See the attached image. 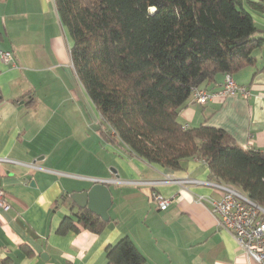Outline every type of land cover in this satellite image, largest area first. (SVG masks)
Returning <instances> with one entry per match:
<instances>
[{
  "label": "crops",
  "instance_id": "1",
  "mask_svg": "<svg viewBox=\"0 0 264 264\" xmlns=\"http://www.w3.org/2000/svg\"><path fill=\"white\" fill-rule=\"evenodd\" d=\"M243 0L256 37L264 39V9ZM264 4V3H263ZM71 39L54 0H0V264H109L105 248L128 236L145 264H249L232 234L220 227L207 200L220 193L203 159L190 158L173 170L128 152L100 135L101 117L81 85L70 58ZM254 62L232 73L249 95L220 96L224 74L200 88L210 98L191 96L178 118L188 127L224 129L244 149H264V44ZM34 165V167L32 166ZM110 183L109 219L96 233L82 226L58 233L64 216L79 207L70 195L94 180ZM129 181H154L134 184ZM166 199L159 209L152 192ZM199 196L204 199H199Z\"/></svg>",
  "mask_w": 264,
  "mask_h": 264
},
{
  "label": "trees",
  "instance_id": "2",
  "mask_svg": "<svg viewBox=\"0 0 264 264\" xmlns=\"http://www.w3.org/2000/svg\"><path fill=\"white\" fill-rule=\"evenodd\" d=\"M243 0H54L71 39L75 73L101 117L100 135L148 163L173 170L203 159L212 180L264 208V149H244L222 128L182 124L194 88L254 62L264 44ZM264 0L249 1L257 10ZM73 202V201H72ZM74 203V202H73ZM108 221V220H107ZM107 221L86 208L58 233ZM109 264H145L128 236L105 248Z\"/></svg>",
  "mask_w": 264,
  "mask_h": 264
},
{
  "label": "built area",
  "instance_id": "3",
  "mask_svg": "<svg viewBox=\"0 0 264 264\" xmlns=\"http://www.w3.org/2000/svg\"><path fill=\"white\" fill-rule=\"evenodd\" d=\"M2 60L8 62L12 59L10 52L0 50ZM241 94L244 97L249 95L245 86L237 84L230 74H224L221 89L218 91L220 96L228 94ZM191 98L194 102L204 104L210 94L202 88H194L191 91ZM14 160L0 156V166L3 163L13 162ZM34 167V165H32ZM100 181L110 183H121L119 178ZM134 184L150 183L154 181H129ZM183 185L206 184L213 187L220 193L218 199L207 200L210 211L217 216L220 227L229 231L234 237L238 246L244 251L249 264H264V208L252 201L246 194L239 189L216 181L198 180L195 178H183L178 180ZM151 198L156 202L159 209H165L168 199L152 192ZM204 199L199 196V199ZM0 207L4 210L10 208L6 200L5 191L0 188Z\"/></svg>",
  "mask_w": 264,
  "mask_h": 264
},
{
  "label": "water",
  "instance_id": "4",
  "mask_svg": "<svg viewBox=\"0 0 264 264\" xmlns=\"http://www.w3.org/2000/svg\"><path fill=\"white\" fill-rule=\"evenodd\" d=\"M70 198L79 208L90 210L104 221L109 219L108 209L112 201L106 182L99 179L94 180L92 186L83 191L72 193Z\"/></svg>",
  "mask_w": 264,
  "mask_h": 264
}]
</instances>
